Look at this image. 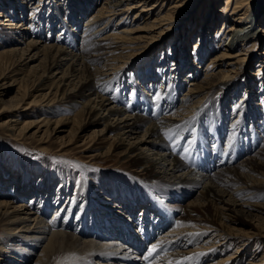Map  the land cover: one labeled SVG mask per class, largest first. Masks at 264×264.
I'll return each mask as SVG.
<instances>
[{
    "label": "bare ground",
    "instance_id": "6f19581e",
    "mask_svg": "<svg viewBox=\"0 0 264 264\" xmlns=\"http://www.w3.org/2000/svg\"><path fill=\"white\" fill-rule=\"evenodd\" d=\"M32 1L0 0V8L15 9L20 5L27 6ZM199 1L103 0L97 13L91 16L90 22L88 21L90 31L96 30L101 24L108 26L122 13L127 16L134 13V25L127 26L128 29L120 33L114 31L103 39L96 38L102 35V32L96 31L81 40L82 48L79 49V54L70 53L59 45L46 46L42 51L46 62L39 75L34 68L30 69L28 75L22 72V66L26 67L32 63L34 58L30 54L24 58L23 54L17 55L13 49H7V45L13 42L3 36L6 33L5 28L0 32L2 33L0 45L4 48V51L0 52V82L11 80L4 83V91L0 92V104H4V108L0 110V118L8 120L5 123L7 127L15 128L22 124L18 119L19 111L26 108L25 100L30 97H34L28 106L31 109L35 105L53 107L65 102L69 104L67 112L79 109L73 118L66 117L53 123L52 120L43 117L38 122H24L21 131L28 133L31 129H37L36 133H42L45 129L44 134L49 137L52 126H55L53 132L62 133L59 131H64L72 125V136L99 128L100 131L92 133V139L107 145L103 147L102 155L111 156L114 153L120 155L131 165V178L137 179L139 184L142 183L151 193L158 192L166 201L195 196L186 206L175 205L173 208H177L176 210L166 207L168 220L174 221L176 226L169 229L172 232L169 231L158 246H162L165 252H170L171 261L157 264H208L210 259L218 257L222 250L213 247L223 248L225 245L235 243L239 247L237 252L239 254L249 252L254 243L264 245V240H258L256 237L260 230L257 229L251 236L234 230V226L239 225L244 217L259 220L264 217V204H257L264 197V192H261L264 191V174L261 172L264 168V147L252 153L253 156L250 158H242L237 151L224 161L226 151L225 146L220 148L221 139L216 138L215 152L209 155L211 136L209 135L207 139L198 127L202 108L205 103L213 100V95H221L225 100L229 98L231 88L238 80L231 78L230 73H233L231 71L248 61V58H242L244 54L237 52V48L249 41L256 43L261 39L257 35L256 23L258 24L264 17V6H261L260 0H255V3L254 0H224L225 5L219 12L214 13L213 3H210L205 17H198L197 12L204 3ZM188 6L196 9L194 22L190 27L198 26L201 29L197 49L207 44L204 42L206 31L211 29L212 24L213 28L217 24L231 25L221 36L225 34L226 37H231L229 39L233 40V43L226 45L221 53L213 57L214 67L206 68L202 82L193 81L182 100L177 99L179 91L177 94L168 93L167 97L154 104L145 93L144 86L139 83L132 94L134 100L132 108H123L126 105L125 90H128L124 78L125 71L146 60L149 54L156 50V47H153L149 54L140 53L142 45L148 48L152 43L174 33L177 24L189 15L188 13L183 16ZM252 9L254 13H250ZM1 12L0 15L3 14ZM261 32L264 33V30ZM179 41L176 40L175 45ZM37 46L35 43L30 48L33 51L38 48ZM117 52L121 53L120 56H115ZM101 62L105 64L103 67L99 65ZM80 68L84 71L79 72ZM31 73L35 75L33 76L35 79H31ZM59 75L62 76L59 78ZM29 81L32 82L30 86ZM116 83L121 84L118 92L114 88ZM17 87V96L6 101L7 97L16 92ZM37 94L39 95L36 96ZM142 100L144 103L139 102ZM175 115H179L180 118H174ZM247 116L248 113L244 110V120ZM196 123L198 128H192ZM224 123L228 124V121L225 120ZM166 133L171 135L172 139H166ZM212 137L215 139V135ZM78 138L84 139L82 136ZM254 148V145L250 146L247 154L254 151ZM227 151L233 153V148H227ZM182 156L185 158L182 159ZM235 158H240V162ZM224 162H227L226 165ZM215 163L217 169L222 167L223 170L212 173L211 168ZM232 163L235 164L234 167ZM6 175H8L6 169L0 166V223L8 231L3 246L14 254L12 259L9 258L11 264L21 263L20 259L24 260V264H144L129 260L128 255L118 253L116 249L103 250L104 247L99 249L93 242H81L82 239H86V235L93 234L88 224L82 228L70 224L66 229L71 233H67L66 230L65 232L59 230L61 226L57 221L52 223L46 220V214L49 212L55 211L56 214L63 207L66 210L71 205L68 204L65 208L64 197L68 195L66 192L68 189H65L62 182L57 186L58 197L52 199L55 191L51 185L50 175L45 174L46 177L41 178L37 186H32V177L26 173L16 174V177L13 174L12 178H7ZM14 178L17 180L14 190L8 191ZM125 182L126 179L118 184L108 178H102L97 189L107 196L99 202V206L90 205L92 211L89 208L85 209L86 217L90 219L91 213L98 215L102 208H105L102 212L105 216L110 217V220H119L125 213L135 215L137 207L142 209V213L150 216L151 209L157 206L156 201L150 200L148 207L142 203V206H138V200L143 201L145 194L133 196L139 185L135 190L125 185ZM126 188H129L127 192L129 194L123 198L121 196L125 195ZM27 196L31 198L25 199ZM83 197L84 195L77 194L76 202L84 205L86 200ZM83 208L84 206H79L78 212ZM178 214L181 217L176 219ZM99 234L102 236V232ZM76 235L79 238H76ZM193 237L204 240L201 241L204 245L212 246L196 248L193 247L194 243L191 244L193 241L191 239L192 241L190 240L185 247L188 239ZM262 238L264 239V236ZM14 239H19L15 245L11 244ZM39 246L41 253L34 256ZM27 247L31 248V251L27 252ZM180 248L184 250L176 251ZM239 255L220 258L218 263L213 264H236L243 259ZM189 257L192 259H188ZM60 259L64 260L59 262Z\"/></svg>",
    "mask_w": 264,
    "mask_h": 264
},
{
    "label": "rangeland",
    "instance_id": "374dc122",
    "mask_svg": "<svg viewBox=\"0 0 264 264\" xmlns=\"http://www.w3.org/2000/svg\"><path fill=\"white\" fill-rule=\"evenodd\" d=\"M73 1L74 2H71L70 0H47L45 2L42 0L40 6V0H33L27 6L20 5L16 7L17 9L7 7L0 8V11H2L1 13H3L0 15V32L5 28L6 33H4L3 36L9 41L13 42V44L7 45L8 48H5L13 49L16 51L17 55L23 54L24 58H26L29 54L34 58V61L27 65L28 67L22 66V72H24V74L28 75L30 69L32 70L33 68L37 69V74H41V69L46 62L45 58L42 56V51L44 48H46V46L59 45L68 52L70 51V53L72 52L73 54H79V49L82 48L81 40L85 39L87 36L93 35L96 31H99L98 33L102 32V35H98L96 38L103 39L105 36H110V34H112L114 31L115 33H120L123 30L128 29L130 25H134L133 23L135 20V14L132 13L130 16H127L126 14L122 13L121 15L117 16L116 19L113 20V23L111 22L108 26H106L107 24L105 26L104 24H101V26H97L96 30L92 29L90 31L88 23L91 20V16L95 15L101 7L103 0ZM201 1H204V3L202 5L203 7L197 12L199 14L198 17H205L206 13L209 11L210 3H213L214 13L219 12L221 7L225 5L223 3L224 0H200L199 2ZM260 2L262 3L261 6H264V0H260ZM186 9L183 16H186L188 13L189 15L183 21L177 24L173 31L174 33H171V35L160 41L152 43L150 46H148V48H145L146 46L142 45L140 53L146 52V54H149V51H153V47H156V50H154L152 54L150 53L151 55L149 54L146 60L140 62L137 65H133L131 69H127L128 71H125L124 78L126 79L125 83L128 87V90H125L124 98L126 105L123 108H132L134 102L132 94L133 91H135V86L139 83L140 85L144 86V91L147 92L149 98L153 100L154 104L167 97L168 93L177 94L179 91L180 93L178 94L177 99L182 100L188 89H190L193 81L197 80L198 82H202L206 75V68L214 67L212 65L213 57L216 54L221 53L222 48H224L226 45L233 43V40L229 39L231 37H226L225 34L221 36L222 33L227 31L231 25L227 26L224 24L223 26L222 24H217L215 28H213L214 25L212 24V26L210 25L211 29L206 31L204 42L207 44H204V46L202 45L203 47L201 49H197V45L201 39L199 37L201 29L198 26L197 28L190 27L192 22H194L193 16L196 13V9L192 7L189 8V6ZM250 13H254L253 9ZM75 18L79 22H77ZM140 21L142 22L143 20L141 19ZM256 27L258 29L257 35L261 39L257 40L256 43H254V41H249L247 44L237 48V52L244 54L242 55V58H248V61L243 64H239L231 71L233 72L230 73L231 78H237L238 80L231 88L229 98L225 100L221 95H213V100L204 104L202 112L199 116V130L204 133L207 139L209 138V135H215V140L216 138L221 139V141L223 138L227 140L226 146L224 147V150L226 151V159H224V161L227 160V158H229L231 155H234V153L237 151L240 153L242 158H250L253 156L252 153H255L264 147V33L261 32V30H264V17L259 21L258 24L256 23ZM185 29L188 31H185ZM176 31L177 34H175ZM1 34L2 33H0V35ZM225 37L226 40H224ZM176 40H180L178 42L179 45H175L174 42ZM35 43L38 45V48L32 51L30 46L34 45ZM3 51L4 48H1L0 45V52ZM115 54V56H120L121 53L117 52ZM2 61L4 65V58ZM99 65L100 67H103L105 64L101 62ZM66 68L67 67H65V69ZM82 71H84V69L80 68L79 72ZM33 76L35 75H32L31 73V79L34 78ZM61 76L62 75H59V78ZM10 81L0 82V92L4 91V83ZM30 81L28 83L29 86L32 85V82ZM114 85V88L117 89L118 92L121 84L116 83ZM17 89L18 87L16 88V92H13L11 96L6 98V101H9L11 98L17 96ZM148 90L151 92L149 93ZM112 96L115 95L112 94ZM33 98L34 97H30L26 99L25 104L27 106L25 105V107L27 109L25 108L24 110L19 111L20 114L18 119H20V122L22 123L19 126L15 128L7 127L5 123L8 120L0 118V166H3V168L6 169L8 174L6 175L7 178H12L13 174L14 177H16V174L19 175L21 173H26L32 177V186H37L40 179L43 178L45 174L50 175V181L52 182L51 185L53 187V191H55L52 199L58 197L57 186L62 182L65 186V189H68L66 192L69 195V197L68 195L64 197L66 203L65 208L66 205L71 204L69 208H67L69 213L70 210H74L73 207H77L79 209V206H84L83 210L79 212L80 218L81 215H87L85 209L89 208V210L92 211L89 206L92 204L94 207L99 206V202H102L105 196H107V194H101V190L97 189L100 187L102 178H108L112 182H116L118 184L122 183V180L126 179L127 182H125V185H129L135 190V187L139 185L140 188H137L136 193H138L140 189L147 193L148 198H151L152 195L156 197L157 201L159 200L158 203L160 211L163 210V207L160 206V202L169 207H174L175 205L186 206L194 199L195 196H192L191 198L179 197L178 199H172L173 201H165L163 196H158V192H149L147 188H144L142 183L139 184L137 179L134 180L131 178V165L121 158L120 155H115V153L111 156L102 155L104 150L103 147H107V145L92 139L94 132L100 131L99 128L97 130L89 129L85 134L76 133V135L72 136V125L64 131H59L62 133L53 132L55 126H52L50 131L52 130L51 132L53 133L50 132L51 136L49 135V137L44 134L45 129L42 133H36L37 129H31L28 133L21 131V127L24 122H38L43 117H47V119L52 120V122H56V120L59 121V119L61 120L66 117L73 118L79 111L78 109L74 112H67L69 111V104H66L65 102L56 104L57 106L54 105L53 107L35 105L36 107L33 106L32 109L28 108L29 104L33 101ZM121 98L123 99V96H121ZM139 102L144 103L143 100ZM3 108L4 104H0V110ZM244 110L248 113V116L245 120ZM174 118L180 117L179 115H175ZM191 120H189V123ZM225 120L228 121V124L224 123ZM258 121L260 122L259 125L262 127L263 132L260 130V128V132L256 131L258 130L257 128L259 126L256 125L258 124ZM192 122L194 123L195 120ZM194 125L195 126L192 125V128H198L197 123ZM245 126H250L248 128L253 131V137L250 134V137L247 139L248 142H250L251 138H254L253 145L255 148L250 154H247L250 147H241V143L242 146H244L246 143L244 141L240 142L248 134V132H246L244 129ZM190 127L189 129H191ZM248 128L246 129L248 130ZM79 136H82L84 139H77ZM85 142L86 145H84ZM222 144L223 143H221V145ZM230 147L233 148V153L227 151V148L230 149ZM237 160L240 162V158ZM226 163L227 162H224V165H226ZM234 166L235 164L232 165V167ZM211 169L212 173L223 170L222 167L217 169L216 163ZM261 172L264 174V168L261 170ZM15 183H17V180L14 178L11 181V185L8 187V191L14 190ZM106 189L110 190L108 187H106ZM126 189L128 190L129 188ZM2 190H4V186ZM261 192L264 191L262 190ZM77 194L84 195L86 200L84 205H80L79 202H76ZM30 198L31 196H27L25 199L29 200ZM257 204H264V198L261 201H258ZM104 209L102 208L98 215L97 213L93 214L96 216H93L94 221L95 219H98V217L102 218V216H105V213H102ZM173 209L176 210L177 208ZM61 210H64V207ZM54 213L55 211L46 214V220L52 221V223L56 222V218H49L50 214L51 216H55L58 212L56 214ZM179 217L181 216L178 214L175 218L179 219ZM63 218L64 215L57 220V224L63 223V221H65ZM93 218L91 217L88 220L93 221ZM81 220L83 219L81 218ZM76 221H79L77 217H75L74 221L72 222L70 221L69 216L68 221L64 222L63 224L66 225L67 223H73V225H77ZM87 224L90 226L88 222L84 223L83 225ZM98 224H92V226H90L91 230L94 229L95 226H98ZM83 225H77V227L80 226V228H82ZM175 226H173V228H175ZM234 227V230H237V233L241 232L242 234H248L249 236H251L253 232L256 233L258 229L260 230V233L256 236L257 239L264 240L262 238V236H264V217L262 220L244 217L242 222ZM59 230L63 232H65V230L68 231L62 227L59 228ZM69 232L71 233L70 230L67 233ZM170 232H172V230ZM169 233H166V235ZM72 234L75 237V234ZM7 236L8 231L0 223V264H11L10 260L14 255L10 253L9 248L3 246ZM90 236L86 235V239L79 240H81V242L87 243L93 242V244H95L99 249L104 247L103 250L107 248L112 250L116 249L114 246H109L113 245V243L88 238ZM76 238H79V236L76 235ZM190 240L192 241L191 244L194 243L193 247L196 248L198 246H204V248L212 246L204 245L202 243L204 240L202 241L196 237H193L188 239L187 243H185V247L188 246L187 244H189ZM17 241H19V239H14L11 241V244L14 243L13 245H15ZM10 247L14 248L15 246ZM40 247L41 246L36 249V254H33L34 256H37L41 253ZM213 248H220L222 250L221 253L219 252L220 255L216 258L210 259L208 264L218 263L220 258L239 254V257H242L243 259H240V261L236 264H258L264 262V259H262L264 257L263 243H254L251 246L249 252H240L239 254L237 253L239 251V247L235 243L225 245L223 248ZM26 250L29 252L31 251V248L27 247ZM182 250L184 249H176V251ZM20 260L22 262L16 264H24V260ZM63 260L64 259H60L58 261L62 262Z\"/></svg>",
    "mask_w": 264,
    "mask_h": 264
},
{
    "label": "snow or ice",
    "instance_id": "6c2138e0",
    "mask_svg": "<svg viewBox=\"0 0 264 264\" xmlns=\"http://www.w3.org/2000/svg\"><path fill=\"white\" fill-rule=\"evenodd\" d=\"M159 98V97H158ZM165 138L166 139H172V136L171 135H168L167 133L165 134ZM182 159L185 158V157H181ZM264 198V197H262ZM157 250V246L156 245H153L151 249H149L148 251V256L145 257V259H148L149 257H151L153 255V253ZM188 259H192V257H189Z\"/></svg>",
    "mask_w": 264,
    "mask_h": 264
}]
</instances>
